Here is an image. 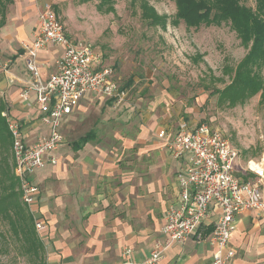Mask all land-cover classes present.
Returning <instances> with one entry per match:
<instances>
[{
    "label": "crops",
    "instance_id": "crops-1",
    "mask_svg": "<svg viewBox=\"0 0 264 264\" xmlns=\"http://www.w3.org/2000/svg\"><path fill=\"white\" fill-rule=\"evenodd\" d=\"M13 2L15 24L11 18L12 24L8 20L4 25L5 32L0 29V94L10 103L11 116L20 122L23 139L33 144L49 134L50 125L42 119L34 92L29 104L20 98L32 79L23 43L32 42L39 10L50 2ZM63 52L62 46L39 52L43 79L58 71ZM93 99L84 100L64 117L58 163L36 170L30 177L40 188L34 218L46 222L39 236L47 264H150L146 261L151 251L165 239L162 227L167 210L180 200L177 174L186 163L172 156L158 133L165 129L172 135L181 122L174 129L166 119L169 114L161 112L155 121L156 112H140L134 114L136 118L127 112L122 114L126 120L119 114L105 128L97 125L98 120L83 134L69 138L68 130H75L72 128L89 113L75 111L83 110ZM118 120L123 124L117 125ZM218 214L214 209L195 234L173 244L151 264H211L214 247L210 236ZM231 245L235 250L232 264H264V214L250 210L239 216ZM128 248L130 255L125 253Z\"/></svg>",
    "mask_w": 264,
    "mask_h": 264
},
{
    "label": "rangeland",
    "instance_id": "rangeland-1",
    "mask_svg": "<svg viewBox=\"0 0 264 264\" xmlns=\"http://www.w3.org/2000/svg\"><path fill=\"white\" fill-rule=\"evenodd\" d=\"M41 1L51 3L72 42L101 53L103 65L114 68L119 86L129 77L134 80L124 89L120 103L86 94L75 108L90 97L96 99L75 111L89 113L72 128L75 130H68L69 138L83 134L98 120V126H111L119 114L128 112L132 117L156 112L152 120L157 121L163 112L169 114L166 119L174 129L180 122L191 127L207 123L219 129L239 150L241 164L263 160L264 101L260 94L232 102L223 93L231 82L230 69H235L249 50L230 23L199 28L187 27L184 21L174 24L177 0H114L112 9L111 3L102 0ZM241 1L256 6V0ZM14 4L7 8L9 25L16 21ZM144 5L160 17L166 16V25H150L143 17ZM2 30L5 32L4 26ZM138 122L134 121L135 125ZM0 264H29V260L10 245L9 251L0 252Z\"/></svg>",
    "mask_w": 264,
    "mask_h": 264
},
{
    "label": "built area",
    "instance_id": "built-area-1",
    "mask_svg": "<svg viewBox=\"0 0 264 264\" xmlns=\"http://www.w3.org/2000/svg\"><path fill=\"white\" fill-rule=\"evenodd\" d=\"M52 46H62L64 52L58 61V71L43 79L39 52ZM23 47L32 79L26 82L20 98L29 104L31 93L36 94L42 119L50 125V132L38 137L33 144H27L20 122L8 112L3 115L12 135L14 171L20 182L22 200L34 218L40 188L30 177L36 170L58 163L55 152L64 142L61 129L64 117L71 114L88 93L120 103L124 92L119 90L114 68L103 65L101 53L68 38L64 24L50 3L39 10L33 40L24 42ZM9 75L14 81V75ZM158 137L165 141L174 158H183L186 163L177 174L180 200L168 208L162 227L165 239L156 243L146 262L160 260L173 244L186 241L217 209L218 219L210 236L214 247L211 264H232L235 250L231 236L238 217L250 210L264 214V158L240 164L239 150L219 129L207 123L191 127L181 122L172 135L161 129ZM240 172L245 177L240 176ZM34 223L40 235L46 222L34 218ZM131 252L129 248L125 251L126 255Z\"/></svg>",
    "mask_w": 264,
    "mask_h": 264
},
{
    "label": "trees",
    "instance_id": "trees-1",
    "mask_svg": "<svg viewBox=\"0 0 264 264\" xmlns=\"http://www.w3.org/2000/svg\"><path fill=\"white\" fill-rule=\"evenodd\" d=\"M14 0H0V29L6 24L7 8ZM114 0H102L111 3ZM174 24L184 21L187 27L231 24L241 41L249 47L247 54L231 70V82L224 88V95L232 102L260 94L264 101V0H256V6L243 4L241 0H177ZM143 17L150 25L165 26L167 17H160L147 5ZM134 82L132 77L121 86L124 91ZM114 99H110L112 103ZM3 112L11 113L10 103L0 94V252L9 251L10 245L26 256L29 264H47L45 245L35 229L34 218L22 200L19 179L14 171L12 135Z\"/></svg>",
    "mask_w": 264,
    "mask_h": 264
}]
</instances>
